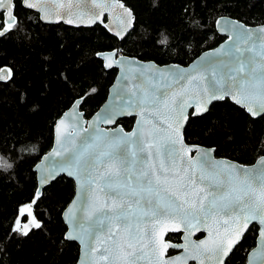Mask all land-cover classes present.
Returning a JSON list of instances; mask_svg holds the SVG:
<instances>
[{"label":"trees","instance_id":"trees-1","mask_svg":"<svg viewBox=\"0 0 264 264\" xmlns=\"http://www.w3.org/2000/svg\"><path fill=\"white\" fill-rule=\"evenodd\" d=\"M120 1L134 18L122 41L100 26L43 25L36 13L15 5L18 27L0 39V67L12 72L11 80L0 84V264H76L78 246L63 239L61 220L73 197V182L58 178L34 201L32 168L52 145L56 119L76 99H83L86 119L104 102L116 71H105L97 53L117 50L141 61L186 66L224 40L214 29L218 17L264 24V0ZM132 123L118 122L126 131ZM183 135L187 144L214 148L215 157L241 165L264 157V116L252 119L228 100L213 104L201 117H189ZM28 205L42 227L24 236L14 230V223L19 209ZM256 232L255 226L247 231L227 264L245 263ZM167 240L177 243L179 235Z\"/></svg>","mask_w":264,"mask_h":264},{"label":"water","instance_id":"water-1","mask_svg":"<svg viewBox=\"0 0 264 264\" xmlns=\"http://www.w3.org/2000/svg\"><path fill=\"white\" fill-rule=\"evenodd\" d=\"M14 1L12 0L11 3L13 13ZM20 1L25 10L38 15L39 22L43 25L61 24L72 29H89L100 26L118 41H122L134 27L132 11L120 0H95V2L94 0H30L35 5L32 9L25 7L23 0ZM4 5L6 7L0 20H5L8 16L9 0H4ZM214 29L224 40L216 47L200 53L186 66L174 63L159 65L152 61H141L135 57L121 55L117 50H115V56H113V50L97 53L95 57L101 61L105 71L112 69L116 71L104 102L89 119H86L81 110L83 99H76L56 119L53 126L52 145L32 168L36 180L34 197L39 194L40 198L43 189L58 178L65 177L73 182V197L61 212V220L65 226L63 239L78 246L76 264H108V260L113 261V264H127L130 253L132 255L142 253L137 256L138 264H214V257L210 250L215 246L214 241L228 237L229 232L235 227L231 222V214L223 212L214 214L207 218L206 223H201L198 230L191 227L186 230L185 223L187 221H181L178 217L162 216L156 220L145 218L140 225L141 238L131 241L135 247V252H133L128 247L130 242L128 234L122 230L124 222L113 229L114 244L112 240L108 239L107 225L100 233L99 240H97L95 227H92L90 235L81 233V224L84 225V228H89L92 224V222L84 220L83 209L86 197L82 191L81 180L60 171V164L73 154L70 149H78L85 139L91 143L97 133L108 134L104 137L107 140L120 134L127 136L133 133H135L133 137L135 140H139L141 133L150 139L153 124L171 134V129L167 125L177 126V119L180 121L178 125L180 137L176 140L174 149L180 152V149L183 148L185 151L180 152L184 160H177V168L170 169L167 176L168 182L163 186L169 193L177 191L179 182L177 173L181 167H188V159L198 161L205 168H208V162L218 165L219 167L215 171L220 174L225 190L230 186L227 175L229 166L233 172H239L241 178L245 171L255 174L264 169V163H262L264 157H259L253 164L245 166L225 158L215 157L214 148H205L185 142L183 133L189 117L197 118L205 115L210 107L217 102L228 100L231 104L244 110L252 119L264 116V111H261L258 106V93L261 88L260 65L262 52H264V24L250 26L233 18L221 16L214 21ZM249 32L252 34L251 39H247ZM241 60L245 62V71L234 81L230 78L231 69L238 67ZM117 61H122V63L118 64ZM109 63L113 66L107 67ZM213 67L216 69L218 77L223 78V88L227 91L224 99L207 103L209 92L204 89L215 90V86L211 83L210 73L205 69ZM253 67L257 71L249 74V70ZM181 74L194 82L190 84L189 79H175ZM0 77L3 78L0 80V84L8 83L12 78L11 69L7 66L0 67ZM161 77L163 78L161 79ZM165 93L166 95H164ZM174 93L175 95H173ZM153 95L159 97L161 101L167 99L169 107L165 108L161 105L158 110L154 108L150 102V97ZM144 99H148L149 102L147 105L141 106V101ZM237 99L242 100V103H236ZM254 100L257 102L250 103ZM246 103L247 106H245ZM197 107H199V111L196 110ZM248 107H252L257 114L253 115L249 112ZM123 119H133L130 130L126 131L118 124ZM173 138L175 139L174 136ZM158 142L163 145L162 152L167 161V152L164 149L169 147L168 141L164 136H160ZM105 146L101 145V147ZM188 148H192L193 151L188 153L186 151ZM202 153H207V156L201 155ZM153 163L158 166L159 160H153ZM50 171L55 179L49 184L44 177H47ZM195 175L198 179L199 168L195 169ZM206 184L207 181L203 185L198 184L197 186H206ZM231 186L239 192V181H234ZM253 187L256 189V196L253 197L255 199L259 195V181H253ZM161 194L164 195L163 189ZM180 195L187 201L185 208H190L193 202L197 205L199 203L198 195L193 194L192 191L187 194L181 192ZM103 202L101 197L97 201V205L99 206ZM95 219L94 216L93 221ZM200 219L203 220V217L201 216ZM226 221L227 223H225ZM252 226L257 228L255 244L247 253L244 264H249L250 261L252 264H264V256H261L260 229L258 225H250L249 229ZM154 227L155 244L151 243ZM173 228L179 230H173ZM135 230V225H133L132 231L135 232ZM161 231L163 232V243L169 245L166 249L160 246ZM169 235H179V243L167 240ZM199 236L201 237L198 238ZM69 237L80 238L69 239ZM106 248L111 254L105 251ZM170 251L174 254L169 255ZM106 256L108 260L104 259Z\"/></svg>","mask_w":264,"mask_h":264},{"label":"snow or ice","instance_id":"snow-or-ice-1","mask_svg":"<svg viewBox=\"0 0 264 264\" xmlns=\"http://www.w3.org/2000/svg\"><path fill=\"white\" fill-rule=\"evenodd\" d=\"M23 2L28 9L35 7L30 0H23ZM11 3L12 0H9L7 18L0 20V39L5 35L10 36L13 28L18 27V18L11 11ZM5 7L4 0H0V17L3 16ZM117 36H119V33H117ZM251 36L252 34L249 32L247 39H251ZM166 39L164 37L160 43L163 44ZM237 50L239 51V49ZM113 56H115V50H113ZM117 63H122V61H117ZM112 66L111 63L107 65V67ZM260 68L261 88L258 93V106L261 111H264V52H262ZM205 71L210 73L211 83L215 86V90L211 88L204 89V91L209 92L207 103L224 99L227 90L223 88V78L218 77L214 67L205 69ZM244 71L245 62L241 60L238 67L231 69L230 78L235 81ZM256 71L257 69L253 67L249 70V74ZM2 79L0 77V80ZM175 79L185 80L189 78L181 74ZM193 82L192 79H189L190 84ZM233 98L235 99V97ZM148 102V99L142 100L141 106L147 105ZM150 102L157 110L161 105L165 108L169 107L167 99L161 101L155 95L150 97ZM256 102L254 100L250 103ZM236 103L240 104L242 100L237 99ZM245 106H247V103ZM196 110L199 111V107ZM248 111L253 115L257 114L252 107H248ZM179 123L180 121L177 119V126L167 125L171 129V134L153 124L150 139L144 133H141L139 140H135L133 139L135 133H133L127 136L120 134L111 140H107L104 137L108 134L97 133L91 143L85 139L78 149H70L73 154L60 164V171L81 180L82 191L86 197L83 209L84 220L92 222L89 228H84V225L81 224V233L90 235L92 227H95L97 240H99L100 233L104 231L105 225H107L108 239L112 240L113 229L124 222L122 230L128 234L130 241L128 247L135 252V247L131 241L141 238L140 225L145 218L156 220L162 216L178 217L181 221H187L185 223L186 230L189 227L198 230L200 224L206 223L208 217L223 212L231 214V222L235 227L229 232L228 237L214 241L215 246L210 250L214 257V264H227L234 247L238 245L245 232L249 230L250 225L259 226V238L262 241L261 256H264V169L255 174L245 171L243 178H241L239 172H233L229 166L227 175L230 186L225 190L220 174L215 171L219 167L218 165L208 162V168H205L198 161L188 159V167H181L177 173L179 175L177 191L169 193L163 187L168 182L167 176L170 169L175 170L177 168L178 159L184 160L180 152L185 150L181 148L180 152H177L174 149L176 140L180 137ZM160 136H164L169 144V147L164 149L167 152V161L163 156V145L158 142ZM101 145L106 146L101 147ZM186 151L191 153L193 149L188 148ZM56 154L59 155L60 153ZM201 155L207 156V153ZM157 159L159 160L158 166L153 163V160ZM197 168H199L198 179L195 175V169ZM209 169H212V171H209ZM180 173H183V175H180ZM44 179L50 184L55 176L50 171ZM205 181H207L206 186H197L198 184L203 185ZM234 181L240 183L239 192L231 186ZM253 181H259L260 183L259 195L255 199L253 197L256 196V189L253 187ZM162 189L164 195L161 194ZM190 191L198 195L199 203L197 205L193 202L190 208H185L187 201L181 198L180 193L187 194ZM101 197L104 202L98 206L97 201ZM38 198L39 194L34 197V201ZM25 212L28 216L33 217V226L40 229L42 225L37 222L31 208L20 209L22 215ZM94 216L96 219L93 221ZM201 216L203 220L200 219ZM133 225H135V232L132 231ZM173 230L179 229L173 228ZM15 231H21L18 221ZM22 234L24 236L29 234L27 224H25ZM74 238L80 237H69V239ZM155 242L154 227L151 243L155 244ZM112 243L114 244L115 240H112ZM160 246L165 249L169 247L168 244L163 243L162 231L160 233ZM105 251L109 252V249L106 248ZM109 254L111 253L109 252ZM129 255L130 259L127 264H138L137 256L142 255V253H136V255L130 253ZM104 259L108 260V257L106 256ZM108 264H113V261L108 260ZM249 264H252V262L250 261Z\"/></svg>","mask_w":264,"mask_h":264},{"label":"rangeland","instance_id":"rangeland-1","mask_svg":"<svg viewBox=\"0 0 264 264\" xmlns=\"http://www.w3.org/2000/svg\"><path fill=\"white\" fill-rule=\"evenodd\" d=\"M0 164H3V160L2 159H0ZM21 208L27 209L29 207L28 206H22ZM20 209H19V212H18V218L16 219V221L14 223V230L16 228V224H17V221H18L19 222L20 229H21V231L18 232V233H21L22 234L25 224H27L29 230L32 229V228H34V226H33V223H32L33 217L32 216H28L26 212L22 215L20 213Z\"/></svg>","mask_w":264,"mask_h":264},{"label":"flooded vegetation","instance_id":"flooded-vegetation-1","mask_svg":"<svg viewBox=\"0 0 264 264\" xmlns=\"http://www.w3.org/2000/svg\"><path fill=\"white\" fill-rule=\"evenodd\" d=\"M17 2H19L20 3V6H21V1L20 0H15L14 1V14H15V8H16V3ZM22 7V6H21ZM23 8V7H22ZM24 9V8H23ZM16 17V16H15ZM59 25H61V24H59ZM50 26H57V25H50ZM28 207L30 208V206L28 205ZM201 236H199L198 238H200ZM177 243H179V242H177ZM173 254H174V252H173ZM173 254H169V255H173Z\"/></svg>","mask_w":264,"mask_h":264}]
</instances>
